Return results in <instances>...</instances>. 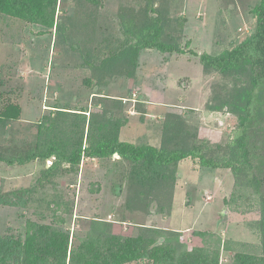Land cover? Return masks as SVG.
I'll list each match as a JSON object with an SVG mask.
<instances>
[{"label": "rangeland", "instance_id": "1", "mask_svg": "<svg viewBox=\"0 0 264 264\" xmlns=\"http://www.w3.org/2000/svg\"><path fill=\"white\" fill-rule=\"evenodd\" d=\"M260 2L59 0L57 16L63 19L62 31L0 13V116L8 108L13 117L19 112L5 125L0 120V237L24 236L29 218L51 222L48 208L59 203L64 211L74 207L73 214H64V228L72 235L82 218H102L180 230L192 246L203 245V239L194 234L196 230L216 232L224 240L258 244L260 239L248 223L258 220L260 212H242L231 203L235 180L230 169L203 168L193 159L179 162L172 208L162 213L155 204L135 201L134 195L144 193L145 188L135 178V165L119 155H84L78 167L64 164L47 179L42 178V172L53 165L54 157L13 166L4 159L43 150L49 138L74 136L52 133L40 140L42 126L49 119L67 120L72 124L68 129L81 127L82 119L67 115L69 112L86 114L97 124L112 121L122 140L158 147L167 115L177 113L187 122L197 147L214 158L227 156L239 118L226 109L209 110L207 104L213 103L215 96L230 95L246 82V76L235 79L205 72L197 56L158 49L146 48L134 78L99 73L86 58H103L108 49L126 38L124 24L141 25L150 16L148 12L160 6L169 8L177 28L169 30L165 39L179 36L182 28L183 44L190 41L191 45L186 34L190 22L189 31L201 29V45L209 50L199 49L216 55L256 32ZM152 16L156 14L152 12ZM213 38L217 45L211 52L209 41ZM18 190V196H7ZM118 225L131 230L126 222ZM231 256L232 252L223 250L221 264H230Z\"/></svg>", "mask_w": 264, "mask_h": 264}, {"label": "trees", "instance_id": "2", "mask_svg": "<svg viewBox=\"0 0 264 264\" xmlns=\"http://www.w3.org/2000/svg\"><path fill=\"white\" fill-rule=\"evenodd\" d=\"M58 3L59 0H0V13L62 31L64 22L57 16ZM152 12L156 16L151 17ZM148 15L141 25L124 24L126 38L117 47L108 49L103 58L95 60L89 55L86 62L109 77L134 78L140 53L147 48L197 56L205 72H219L235 79L246 76V82L230 95L215 96V103L207 104L209 110L226 109L239 118V124L231 133L227 156L214 158L197 147L192 132L187 130V122L177 113L167 115L163 142L158 147L122 140L119 128L112 121L97 124L93 117L69 112L67 115L82 119L81 127L68 129L72 124L67 120L49 119L48 124L42 126L40 140L43 135L49 138L52 133L57 136L70 132L74 136L49 138L43 143V150L30 151L25 157H7L4 161L13 166L54 157L53 165L42 172V178L47 179L64 164L78 167L84 155L98 158L119 155L135 165V178L145 188L144 193L134 195L135 201L148 206L155 204L162 213H169L172 208L179 162L193 159L203 168L230 169L235 180L231 203L242 212L252 209L260 212L258 220L248 223L260 242L224 240L216 232L196 230L194 234L203 239V245L192 246L180 230L102 218H82L79 229L72 235L64 228L67 221L64 214H73L74 207L70 205L64 211L56 203L55 207L48 208L51 222L29 218L24 236L0 237V264H133L137 261L221 264L223 250L232 252L230 264H264V0L257 9L256 32L236 47L217 55L199 53L190 47V41L184 45L182 28H179V36L165 39L169 30L177 29L169 8L160 6L151 9ZM16 115L13 117L8 108L0 120L5 125L18 117L19 112ZM19 194L18 190L7 196ZM125 222L131 226L130 231L118 228V224Z\"/></svg>", "mask_w": 264, "mask_h": 264}, {"label": "crops", "instance_id": "3", "mask_svg": "<svg viewBox=\"0 0 264 264\" xmlns=\"http://www.w3.org/2000/svg\"><path fill=\"white\" fill-rule=\"evenodd\" d=\"M64 1H66V0H64ZM190 25V22H189V24H188V26H187V29H186V34H187V36H188V38L191 40V48L192 49H194V50H196V51H198V52H200V53H202V52H204V51H202V50H200L199 48H204V47H202V45H201V42H200V39H201V29H196V28H194L193 30H191V31H189L190 29H189V26ZM194 27V26H193ZM192 28V27H191ZM205 35V34H204ZM214 37V36H213ZM210 48H211V52H212V50H213V48L217 45V43H216V45H215V42H214V38L213 39H210ZM146 49H143L142 51H141V53H140V59H141V57L143 56V53H144V51H145ZM204 50L205 51H208L209 49H205L204 48ZM223 51H225V50H223ZM222 51V52H223ZM221 53V51L220 52H218L217 54H220ZM216 54V55H217ZM177 55H181V54H177ZM187 55V54H186ZM188 55H190V54H188Z\"/></svg>", "mask_w": 264, "mask_h": 264}]
</instances>
